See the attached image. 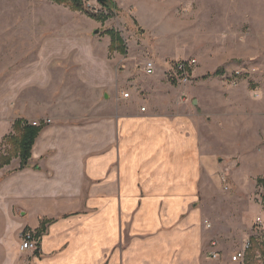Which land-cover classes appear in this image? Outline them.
<instances>
[{"label": "rangeland", "instance_id": "1", "mask_svg": "<svg viewBox=\"0 0 264 264\" xmlns=\"http://www.w3.org/2000/svg\"><path fill=\"white\" fill-rule=\"evenodd\" d=\"M110 1L114 13L98 21L90 16L108 11L97 0L82 12L54 0H0V122L21 115L20 104L28 113L47 102L59 122L84 124L107 113V87L125 71L200 88L204 142L218 159L196 208L220 261L237 264L232 257L250 242L242 264H264V0ZM110 31L125 53L111 50ZM191 59L189 81H174L171 66Z\"/></svg>", "mask_w": 264, "mask_h": 264}, {"label": "crops", "instance_id": "2", "mask_svg": "<svg viewBox=\"0 0 264 264\" xmlns=\"http://www.w3.org/2000/svg\"><path fill=\"white\" fill-rule=\"evenodd\" d=\"M154 75L122 73L107 113L84 124L59 122L47 102L0 122V153L15 121L46 123L27 168L19 158L0 168V264H227L206 256L214 240L196 208L218 159L202 134V92ZM28 233L37 248L23 252Z\"/></svg>", "mask_w": 264, "mask_h": 264}, {"label": "trees", "instance_id": "3", "mask_svg": "<svg viewBox=\"0 0 264 264\" xmlns=\"http://www.w3.org/2000/svg\"><path fill=\"white\" fill-rule=\"evenodd\" d=\"M56 3L59 4H67L69 5L74 11H85V3L88 0H54ZM106 11H108V15H91L93 19L98 21H106L109 19L112 14L114 13V3L112 1H108L105 4H101ZM110 36H112L113 40L115 41V46H112L114 52H121L122 54L125 53V49L120 45L122 39L113 31L109 32ZM117 43L119 45H117ZM215 75H218L216 73ZM46 126V123L42 122L40 124H30L24 119H20L14 122L12 133L5 136L2 143V150L0 153V168H5L9 166L13 160V158L20 159V167L18 170H24L29 166V161L32 154V148L35 144L36 139L38 138L40 132ZM6 145H10L9 151H4V147ZM258 183L264 185V179L258 180ZM51 221H43L41 228L37 231V237H41L43 232L46 229L47 224L51 223ZM261 255L264 262V245L261 249Z\"/></svg>", "mask_w": 264, "mask_h": 264}, {"label": "built area", "instance_id": "4", "mask_svg": "<svg viewBox=\"0 0 264 264\" xmlns=\"http://www.w3.org/2000/svg\"><path fill=\"white\" fill-rule=\"evenodd\" d=\"M197 61L195 59L191 60H181L177 61L174 63L171 68H170V77L174 81H179V82H188L189 79L191 78V75L194 72V68L197 66ZM155 70V67L153 63H148L146 65V72L148 74H152ZM242 75L241 71H236L234 73V76L236 78H239V76ZM124 98H129L130 94L129 93H124L123 94ZM142 111H145L143 108ZM36 125V123H35ZM258 224L260 227L264 229V220L259 218L258 219ZM210 228V225L208 226ZM212 250L210 251L209 255L212 259H219V253L215 250L217 248V242L213 241L212 242ZM251 247L250 242H248L247 246L245 249H243L240 252H237L233 257L232 261L237 263V264H242L243 261L245 260L246 257V251ZM37 248V243L36 240L34 239V236L32 234H26L22 240V251H34Z\"/></svg>", "mask_w": 264, "mask_h": 264}, {"label": "water", "instance_id": "5", "mask_svg": "<svg viewBox=\"0 0 264 264\" xmlns=\"http://www.w3.org/2000/svg\"><path fill=\"white\" fill-rule=\"evenodd\" d=\"M100 4H105L107 3L109 0H97ZM98 33V31H96V34Z\"/></svg>", "mask_w": 264, "mask_h": 264}]
</instances>
